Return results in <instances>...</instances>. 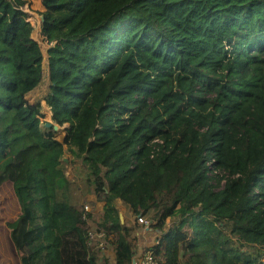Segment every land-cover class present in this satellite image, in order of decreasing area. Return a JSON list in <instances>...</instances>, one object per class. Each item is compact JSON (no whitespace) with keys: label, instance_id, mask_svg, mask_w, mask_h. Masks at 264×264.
Returning <instances> with one entry per match:
<instances>
[{"label":"trees","instance_id":"16d2710c","mask_svg":"<svg viewBox=\"0 0 264 264\" xmlns=\"http://www.w3.org/2000/svg\"><path fill=\"white\" fill-rule=\"evenodd\" d=\"M24 4L0 0V190L18 207V263L98 264L93 195L115 264L136 247L117 199L151 214L159 264H264V0H42L62 141L24 101L43 77Z\"/></svg>","mask_w":264,"mask_h":264},{"label":"rangeland","instance_id":"374dc122","mask_svg":"<svg viewBox=\"0 0 264 264\" xmlns=\"http://www.w3.org/2000/svg\"><path fill=\"white\" fill-rule=\"evenodd\" d=\"M23 12L26 14V21L29 22V24L32 26L33 30L31 33V39L36 41V43L39 45L41 52L43 54V62H42V81L39 84L37 88H35L32 92L28 93L24 97V101L26 106L34 108L35 106L39 107V113H40V123L41 127L45 128V123H52L51 121V112L49 108L47 107L44 98L46 94L49 91V78H48V67L46 64V51L50 47L48 43H46L43 39V37L40 34V24H41V13L45 10L42 0H25V4L22 7ZM58 126V125H57ZM67 127V124L58 126L57 132L55 134V139L58 141H62L63 138L66 135L65 128ZM65 158V161H63V167L66 177L69 181L74 182L75 184L82 185L84 183L85 177L82 174H79L76 170V164L71 165L69 161L71 162L73 159L70 154H65L63 156ZM62 158V159H63ZM90 195L89 197H91ZM95 202V201H94ZM102 201L97 200L95 203H93V200L85 199L84 206L88 205L92 209V218L89 220V229L96 230L97 229V223L98 220H100L102 216V210L101 205ZM123 204V203H121ZM124 209L130 210L126 204H123ZM119 213H121L123 216L122 223L123 224H131V226L134 227L132 230V235L136 236L139 243H146L150 244L151 246H154L157 244V239L159 238L160 233L159 232H153L155 229L145 230L143 225H140L135 218H131L128 220L126 219L125 213L127 211H124L122 208H117ZM94 211V212H93ZM18 214V207L16 204V201L14 199L11 186L9 184H4L1 187L0 190V264H19L18 263V257L10 243L9 237H8V229L6 224L8 222L13 221ZM144 219L148 220L153 224V221H151V214L149 216L144 217ZM173 219H167L165 223V230L172 228L175 223L173 222ZM134 222V225H133ZM153 230V231H152ZM136 240H134V243ZM264 261V258L263 260Z\"/></svg>","mask_w":264,"mask_h":264},{"label":"built area","instance_id":"2783aa9c","mask_svg":"<svg viewBox=\"0 0 264 264\" xmlns=\"http://www.w3.org/2000/svg\"><path fill=\"white\" fill-rule=\"evenodd\" d=\"M83 210V218L86 220L87 214L89 212L92 213V209L90 206L86 205L83 206ZM135 219L140 225H143L145 230L150 229L152 223L144 219V217L137 216ZM87 245L93 252H95L97 261H99L100 264H115V257L111 259L107 255V251H109L110 248L108 239L103 231L89 229L87 234ZM152 247L153 246L151 245H147L142 248L135 257L133 256L132 264H159V258Z\"/></svg>","mask_w":264,"mask_h":264},{"label":"crops","instance_id":"0c3cea01","mask_svg":"<svg viewBox=\"0 0 264 264\" xmlns=\"http://www.w3.org/2000/svg\"><path fill=\"white\" fill-rule=\"evenodd\" d=\"M89 199H91V200H93V201H97V199L95 198V196H91V197H89ZM121 203H123L122 201H120V200H115V202H114V204H115V208L117 209V208H122L124 211H127V213H125V216H126V219L128 220V218L130 219L131 218V216H132V218H135V216H133V214H132V212H131V210H126V209H124V207H123V204H121ZM103 205H104V203H102V205H101V210L103 209ZM129 208V207H128ZM118 210V209H117ZM94 212V211H93ZM118 213H119V211H118ZM119 216H123L121 213H119ZM125 225H128V226H131L132 225V223L130 224H125ZM133 225H134V222H133ZM149 231L151 230V229H148ZM153 231V230H152ZM153 232H158V231H156V230H154ZM131 240H133V242H134V240H136L135 242V253H134V257L138 254V252L142 249V248H144V247H146L147 245H150V244H146V243H139L138 244V239H137V237L136 236H134V235H132V233H131ZM109 248H110V250L109 251H107V255L109 256V258H111V259H113L114 257H115V255H114V250H113V248L111 247V246H109ZM98 264H100V262L98 261Z\"/></svg>","mask_w":264,"mask_h":264},{"label":"water","instance_id":"95a60500","mask_svg":"<svg viewBox=\"0 0 264 264\" xmlns=\"http://www.w3.org/2000/svg\"><path fill=\"white\" fill-rule=\"evenodd\" d=\"M40 19H41V21H43L44 19H43V16H41L40 17ZM45 127H47V128H49V127H53V129L54 130H57L58 129V126L56 125V124H52V123H45ZM62 161H65V158H63V160ZM119 218H120V221H121V223H122V218H121V216H119ZM123 224V223H122Z\"/></svg>","mask_w":264,"mask_h":264}]
</instances>
